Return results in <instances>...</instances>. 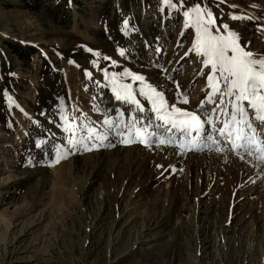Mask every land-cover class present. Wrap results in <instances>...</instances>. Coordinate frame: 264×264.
Returning a JSON list of instances; mask_svg holds the SVG:
<instances>
[{"label": "rangeland", "instance_id": "374dc122", "mask_svg": "<svg viewBox=\"0 0 264 264\" xmlns=\"http://www.w3.org/2000/svg\"><path fill=\"white\" fill-rule=\"evenodd\" d=\"M206 2L217 25L264 54V0ZM190 32L162 0H0V264H264V163L254 157L230 146L122 144L113 134L52 164L66 143L60 97L70 116L97 127L94 103L120 107L96 86L103 69L144 74L170 103L176 78L191 90L177 106L196 110L207 80L198 58L184 56Z\"/></svg>", "mask_w": 264, "mask_h": 264}, {"label": "snow or ice", "instance_id": "6c2138e0", "mask_svg": "<svg viewBox=\"0 0 264 264\" xmlns=\"http://www.w3.org/2000/svg\"><path fill=\"white\" fill-rule=\"evenodd\" d=\"M162 2L182 12L183 29H191L192 40L184 56L191 53L198 58L201 74L206 75L207 84L202 89L204 99L196 110H188L177 104L188 105L191 90L182 92L176 78H172L174 99L170 103L160 84L144 74L128 67L111 72L103 69V82L96 81V86L101 93L108 90L120 107L109 109L107 105L101 107L94 103L93 109L101 115L100 127H97L96 121L70 116L65 111L64 98L60 97V127L66 133V143L55 146L52 164L77 151L104 146V141L113 134L122 144L138 142L149 148L153 144L171 145L181 153L221 152L225 146H230L241 159L246 154L264 163V54L246 50L241 45L239 33L229 24L217 25L206 0L188 7L184 0H179V4L176 0ZM224 2L217 0L216 6ZM230 19L242 17L232 15ZM127 28L125 21L122 29L125 35ZM257 31H264V25H257ZM179 34L185 36L184 31ZM160 51L154 49V52ZM93 55L100 57L101 54L96 51ZM119 56L125 57L126 51L121 49ZM102 59L112 58L105 55ZM92 64L98 67L96 60ZM112 64L116 65L117 61L112 60ZM157 72L164 74L167 69L158 65ZM85 76L91 78L92 73L85 70ZM103 99V95L93 97V100ZM36 146L39 148L41 144L38 142Z\"/></svg>", "mask_w": 264, "mask_h": 264}, {"label": "trees", "instance_id": "16d2710c", "mask_svg": "<svg viewBox=\"0 0 264 264\" xmlns=\"http://www.w3.org/2000/svg\"><path fill=\"white\" fill-rule=\"evenodd\" d=\"M20 1L23 2L26 5L27 8H31L32 0H20ZM16 50L20 52V51H25L26 48H24V47H17ZM31 53H33V52H31Z\"/></svg>", "mask_w": 264, "mask_h": 264}, {"label": "bare ground", "instance_id": "6f19581e", "mask_svg": "<svg viewBox=\"0 0 264 264\" xmlns=\"http://www.w3.org/2000/svg\"><path fill=\"white\" fill-rule=\"evenodd\" d=\"M4 37H7V35H5ZM25 44H29V42L28 41H26V42H24V45ZM227 148H229L230 149V147H227ZM224 150H225V148H224ZM227 150V149H226ZM193 151H196V150H193ZM203 152L204 151H206V150H202ZM230 152V151H229ZM241 159V158H240ZM8 171V170H7ZM13 212V211H12ZM17 212V211H16ZM16 212H13V213H16ZM20 213V212H19ZM18 215V214H17Z\"/></svg>", "mask_w": 264, "mask_h": 264}]
</instances>
